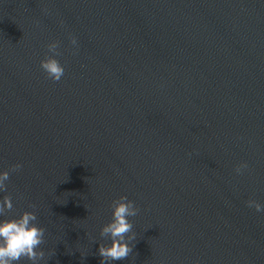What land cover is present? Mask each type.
Here are the masks:
<instances>
[{"label":"water","instance_id":"water-1","mask_svg":"<svg viewBox=\"0 0 264 264\" xmlns=\"http://www.w3.org/2000/svg\"><path fill=\"white\" fill-rule=\"evenodd\" d=\"M2 169L38 264H101L121 195L136 239L113 264H264V0H0Z\"/></svg>","mask_w":264,"mask_h":264},{"label":"clouds","instance_id":"clouds-1","mask_svg":"<svg viewBox=\"0 0 264 264\" xmlns=\"http://www.w3.org/2000/svg\"><path fill=\"white\" fill-rule=\"evenodd\" d=\"M71 44L77 45L76 37L71 38ZM47 47L51 54L40 61V66L48 77L59 81L64 75L65 68L56 58L59 54L58 43L50 42ZM20 167L22 165L18 163L12 170ZM239 171L238 167L237 172ZM9 177L10 170H0V191L6 188ZM247 206L257 212H264V203L257 200H249ZM12 207L13 201L10 196L0 199V217ZM111 209V219L100 228V236L105 238V242H100L98 248L101 264H113L114 261L126 258L134 246L132 242L136 239L132 218L137 215L139 209L135 202L126 195H121L112 201ZM44 238L45 229L38 223L34 211L24 210L18 216L0 218V264H20L22 257H26L32 264H38L45 256L44 250L39 247Z\"/></svg>","mask_w":264,"mask_h":264}]
</instances>
